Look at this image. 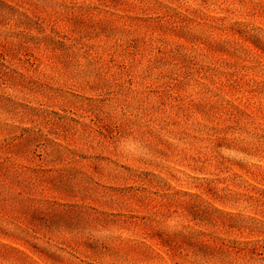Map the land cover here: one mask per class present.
<instances>
[{"label": "rangeland", "instance_id": "obj_1", "mask_svg": "<svg viewBox=\"0 0 264 264\" xmlns=\"http://www.w3.org/2000/svg\"><path fill=\"white\" fill-rule=\"evenodd\" d=\"M0 264H264V0H0Z\"/></svg>", "mask_w": 264, "mask_h": 264}]
</instances>
